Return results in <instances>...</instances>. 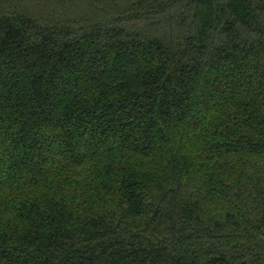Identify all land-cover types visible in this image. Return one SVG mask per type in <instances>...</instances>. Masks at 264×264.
Returning <instances> with one entry per match:
<instances>
[{
  "label": "trees",
  "instance_id": "1",
  "mask_svg": "<svg viewBox=\"0 0 264 264\" xmlns=\"http://www.w3.org/2000/svg\"><path fill=\"white\" fill-rule=\"evenodd\" d=\"M0 264H264V0H0Z\"/></svg>",
  "mask_w": 264,
  "mask_h": 264
},
{
  "label": "rangeland",
  "instance_id": "2",
  "mask_svg": "<svg viewBox=\"0 0 264 264\" xmlns=\"http://www.w3.org/2000/svg\"><path fill=\"white\" fill-rule=\"evenodd\" d=\"M83 6H84L83 4H80V5H79V8H80V7L83 8Z\"/></svg>",
  "mask_w": 264,
  "mask_h": 264
}]
</instances>
